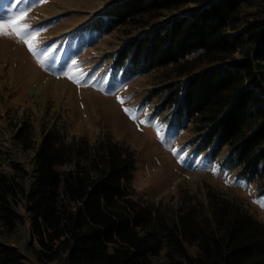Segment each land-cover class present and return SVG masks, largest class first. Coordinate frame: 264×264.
<instances>
[{
	"label": "trees",
	"instance_id": "16d2710c",
	"mask_svg": "<svg viewBox=\"0 0 264 264\" xmlns=\"http://www.w3.org/2000/svg\"><path fill=\"white\" fill-rule=\"evenodd\" d=\"M256 4V19L240 28L241 9ZM126 26L131 37L113 61L114 77L181 67L177 81L147 97L159 100L155 115L166 112L172 131L192 127L189 145L207 163L226 152L219 164L264 196V0H123L88 28L104 34ZM194 55L209 65L191 71ZM13 138L33 148L28 122ZM32 166L21 168L28 180L0 172V219L10 233L30 219L28 246L39 263L264 264V222L240 203L214 195L171 212L137 198L129 146H96L54 123ZM17 201L27 216L14 209ZM27 261L19 246L0 241V264Z\"/></svg>",
	"mask_w": 264,
	"mask_h": 264
},
{
	"label": "rangeland",
	"instance_id": "374dc122",
	"mask_svg": "<svg viewBox=\"0 0 264 264\" xmlns=\"http://www.w3.org/2000/svg\"><path fill=\"white\" fill-rule=\"evenodd\" d=\"M122 1L0 0V21H9L0 31L11 32L27 24L39 33L35 54L14 36L0 35V172L28 180L21 168L27 173L32 170L34 151L44 132L59 123L69 135L96 146L111 141L135 150L133 185L139 199L162 204L173 212L185 200L206 204L214 195H222L264 222V196L256 183L239 180L237 171L230 172L219 164L226 152L215 163L195 154L189 145L195 136L193 128L169 130L166 112L155 115L159 100L147 101L156 87L177 81L181 67L121 81L114 77L112 64L131 37L130 27L101 34L88 25L99 13ZM260 10L257 4L243 7L240 28L254 21ZM41 59L43 66L38 62ZM189 62L193 72L209 65L198 55L191 56ZM23 122L33 131L34 144L29 150H23L13 138ZM13 207L27 216L23 202L17 201ZM31 232L28 218L12 233L0 219V241L19 246L27 264H43L28 246Z\"/></svg>",
	"mask_w": 264,
	"mask_h": 264
},
{
	"label": "snow or ice",
	"instance_id": "6c2138e0",
	"mask_svg": "<svg viewBox=\"0 0 264 264\" xmlns=\"http://www.w3.org/2000/svg\"><path fill=\"white\" fill-rule=\"evenodd\" d=\"M10 19H13V18H10ZM8 23L9 21H0V29H2ZM0 35L7 36V37L14 36L16 39L21 40L28 47L30 52H33V54H35V45L38 43V40L36 38L39 36V33L36 31L30 30L27 24H24L16 29H13L11 32L0 31ZM29 41H32V42L30 43ZM38 62H40L41 66H43V59H41V61H38ZM69 79H72V77L69 76ZM125 111L127 112L128 110L125 109ZM141 123H143V121H141Z\"/></svg>",
	"mask_w": 264,
	"mask_h": 264
}]
</instances>
